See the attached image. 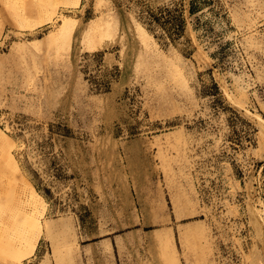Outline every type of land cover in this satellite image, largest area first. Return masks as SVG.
Masks as SVG:
<instances>
[{"label":"rangeland","instance_id":"1","mask_svg":"<svg viewBox=\"0 0 264 264\" xmlns=\"http://www.w3.org/2000/svg\"><path fill=\"white\" fill-rule=\"evenodd\" d=\"M195 3L0 0V264H264V0Z\"/></svg>","mask_w":264,"mask_h":264},{"label":"bare ground","instance_id":"2","mask_svg":"<svg viewBox=\"0 0 264 264\" xmlns=\"http://www.w3.org/2000/svg\"><path fill=\"white\" fill-rule=\"evenodd\" d=\"M73 2L78 3L79 0H73ZM21 8V9H20ZM18 8V15L20 12L23 13V6ZM20 11V12H19ZM13 166L18 170L19 165L14 158L13 154H9ZM19 172V181L17 183V195L16 199L18 201H23L26 206L27 219L26 223L28 225V239L17 246V252L19 253L18 259L25 257L28 254H31L37 245L40 233L42 231V217L45 212V199L43 195L35 188V186L26 178L20 175Z\"/></svg>","mask_w":264,"mask_h":264},{"label":"trees","instance_id":"3","mask_svg":"<svg viewBox=\"0 0 264 264\" xmlns=\"http://www.w3.org/2000/svg\"><path fill=\"white\" fill-rule=\"evenodd\" d=\"M195 4H196L195 0H191V5H190V8H189L191 13H194L198 9V8H196L197 5H195Z\"/></svg>","mask_w":264,"mask_h":264}]
</instances>
